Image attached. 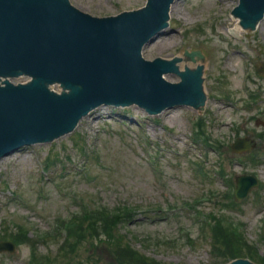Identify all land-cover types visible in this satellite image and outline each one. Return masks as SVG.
<instances>
[{
    "label": "rangeland",
    "instance_id": "374dc122",
    "mask_svg": "<svg viewBox=\"0 0 264 264\" xmlns=\"http://www.w3.org/2000/svg\"><path fill=\"white\" fill-rule=\"evenodd\" d=\"M70 3L80 11L119 15L146 7L148 0ZM238 3L177 0L165 26L177 30L142 46L145 58L183 56L182 67L200 61L187 59L185 49L202 50V112L193 104L157 110L131 101L125 107L102 104L84 112L72 132L0 157V237L21 242L13 253H0V264H29L34 250L46 264H264V73L256 72L264 68V16L255 28L232 34ZM163 74L184 79L176 69ZM200 115L205 119L197 126ZM238 136L252 137L256 145L232 151ZM242 173L257 176L260 184L235 201V176ZM231 188V199L217 196ZM84 207L135 215L110 230L114 238L101 231L76 251L60 248L73 221L62 223L59 239L34 243ZM212 211L230 225L231 237L225 228L206 225ZM16 223L25 224L34 239L19 235ZM120 233L126 238L117 239ZM131 250L145 260H132Z\"/></svg>",
    "mask_w": 264,
    "mask_h": 264
},
{
    "label": "water",
    "instance_id": "95a60500",
    "mask_svg": "<svg viewBox=\"0 0 264 264\" xmlns=\"http://www.w3.org/2000/svg\"><path fill=\"white\" fill-rule=\"evenodd\" d=\"M64 1L70 3L0 0V74L20 69L36 77L30 84L0 87V156L62 131L72 132L81 113L106 101L133 100L151 109L203 104L205 65H186L184 79L164 76L167 82L161 73L178 69L177 58L183 56L140 55L142 44L159 30L171 0H150L147 9L140 6L110 18L98 17L116 15L84 14L78 11L80 5H73L76 10ZM243 1L245 8L243 2L235 5L240 10L237 15H243V24L257 26V18L264 16V0ZM173 30L177 28L164 27L158 34ZM196 54L202 56L200 51L187 52L192 59ZM54 80L80 88L57 95L44 84ZM255 144L251 137H238L232 149L239 152ZM256 184L252 175L237 176V196H246ZM14 247L12 242L0 241V251Z\"/></svg>",
    "mask_w": 264,
    "mask_h": 264
},
{
    "label": "trees",
    "instance_id": "16d2710c",
    "mask_svg": "<svg viewBox=\"0 0 264 264\" xmlns=\"http://www.w3.org/2000/svg\"><path fill=\"white\" fill-rule=\"evenodd\" d=\"M203 126L204 125L201 126V129L203 128ZM84 210L89 212V215L81 217L80 219L77 220V223L74 225V227L69 228L68 233L71 236V238H73V240L68 245L62 244L60 246L62 250L64 251L69 250L70 252L74 251L78 246L77 244L83 241L85 234H88V235H93L95 233L98 234L100 231H104V230H106L108 234H111L110 230L114 229L115 228L114 226L117 225L119 221L126 219L125 213L123 216L118 215V214H109L105 207H102L101 210H93L91 208L84 207ZM76 217H77V214L75 215V218ZM225 225L226 224H224L223 222L222 223L215 222V224L212 226V229L216 230V227L218 226L225 228L224 229L225 231H230V237H231V231L233 230L230 229V225L229 226H225ZM18 230L20 232L19 235L22 234V236H24L25 238L32 240L31 237L27 236V233L29 231L27 228L19 227ZM111 236L112 238H114V236L116 235L111 234ZM124 238H126V235L120 233V237H118L117 239L123 240ZM13 239H14V236H13ZM234 247L236 248V246ZM33 253H35V250L33 251ZM130 253H131L132 260L138 256L141 259L145 260V257L143 255H139L138 253L135 254L134 251L132 250ZM44 257L47 259V261L50 259L49 256L44 255ZM32 259L34 260L35 263H42V261L37 259L35 254H33ZM127 260L129 261L130 258Z\"/></svg>",
    "mask_w": 264,
    "mask_h": 264
},
{
    "label": "bare ground",
    "instance_id": "6f19581e",
    "mask_svg": "<svg viewBox=\"0 0 264 264\" xmlns=\"http://www.w3.org/2000/svg\"><path fill=\"white\" fill-rule=\"evenodd\" d=\"M242 1H240V3H241ZM173 3H175L176 4V1H173L171 4H170V8H169V13H168V16H171V13H172V4ZM235 17H236V25L233 27V31L234 32H239L240 33V30H242L243 28H245V27H248V26H250V27H253V28H255L256 27V25L255 24H253L252 22H250V23H244L243 24V15H237V13L234 15ZM263 17V16H262ZM259 18H261V17H259ZM257 22H258V18H257ZM167 23V22H166ZM145 44H142V46H144ZM198 60V59H197ZM182 61H183V58H177V63H178V69H176L181 75H183L182 74V71H186V66L184 65L183 67L181 66V64H182ZM195 65H205V63H203V62H201V61H196V63H195ZM206 66V65H205ZM206 103V98H205V88H204V93H203V104H205ZM193 105H195L196 107L197 106H200L201 104H193ZM96 108V106H92L91 108H89V109H95ZM85 115V113L83 112V113H81L79 116H78V118H81V117H83ZM78 121V120H77ZM77 121H76V123H75V125H74V127H73V129L77 126ZM236 262V261H235Z\"/></svg>",
    "mask_w": 264,
    "mask_h": 264
}]
</instances>
